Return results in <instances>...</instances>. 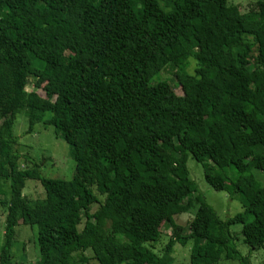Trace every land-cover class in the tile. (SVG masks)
<instances>
[{
  "label": "trees",
  "instance_id": "1",
  "mask_svg": "<svg viewBox=\"0 0 264 264\" xmlns=\"http://www.w3.org/2000/svg\"><path fill=\"white\" fill-rule=\"evenodd\" d=\"M167 66L178 70L176 98L151 84ZM20 112L28 133L44 123L70 147L71 180L44 178L18 153ZM0 121V182H9L0 264H15L19 223L37 228L38 264H172L167 254L189 242L190 264H250L235 225L250 250L264 248V185L253 174L264 172V0L247 13L227 0H0ZM189 157L241 213L217 216ZM27 180L43 200L22 195ZM194 194L183 235L174 217ZM163 224L171 235L157 252Z\"/></svg>",
  "mask_w": 264,
  "mask_h": 264
},
{
  "label": "rangeland",
  "instance_id": "2",
  "mask_svg": "<svg viewBox=\"0 0 264 264\" xmlns=\"http://www.w3.org/2000/svg\"><path fill=\"white\" fill-rule=\"evenodd\" d=\"M229 5L238 6L241 13H247L255 10L256 3L263 0H227ZM243 46V45H242ZM237 47L241 50L243 47ZM252 58L257 56L256 46H252ZM252 59V62H253ZM35 64V63H34ZM196 61L189 60V66L186 69L188 73L193 74L196 68ZM39 66V65H37ZM176 68L167 66L158 75L153 77L151 84L163 82L165 89L171 98H176L182 95L180 86L177 83ZM27 92L32 91V85L27 87ZM37 93L44 96L41 90ZM1 123V121H0ZM14 135L18 137L16 149L21 156L30 157V159L39 166L41 175L47 179H59L69 181L75 173V162L71 157L70 147L55 134V129L52 126L44 123H36L31 133H28V124L24 112H20L16 116V122L13 129ZM22 169L27 168L24 160L19 161ZM31 167V165H28ZM187 169L189 177L198 188V192L202 195L208 205H210L217 216L225 221L242 212V208L237 199L231 198L227 192L215 191L211 188L204 179V168L201 164L196 163L191 157L187 161ZM218 172L230 177L236 176L235 171L228 169ZM256 179L264 185V172H253ZM0 249L4 244V227L6 217V200L9 196V182H0ZM22 195L29 201L37 202L45 198V192L40 183L35 180H27ZM191 202L188 211L174 217L176 224L182 227L183 235L189 233V224L193 219L196 207L198 206L197 194L190 198ZM98 208L95 204L92 206L91 212ZM167 225L161 226L162 237L155 248L160 252L167 244L168 237L171 231ZM230 233L234 237V244L239 253L248 257L250 264H264V248L260 250H250L242 241L241 225L230 227ZM191 242L186 246L176 244L172 251L167 254V258L171 259L172 264H190V247ZM12 260L15 264H38L40 261L39 249L37 245V228L19 223L15 228V236L11 248ZM85 255L90 257V252ZM220 264H238L237 262L221 261Z\"/></svg>",
  "mask_w": 264,
  "mask_h": 264
}]
</instances>
